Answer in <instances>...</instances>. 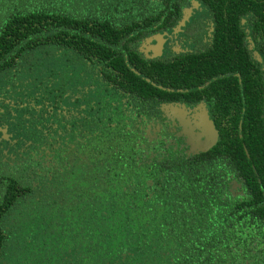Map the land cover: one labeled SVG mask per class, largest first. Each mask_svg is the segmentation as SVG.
<instances>
[{
	"label": "trees",
	"instance_id": "1",
	"mask_svg": "<svg viewBox=\"0 0 264 264\" xmlns=\"http://www.w3.org/2000/svg\"><path fill=\"white\" fill-rule=\"evenodd\" d=\"M124 3L0 0V101L14 76L49 73L42 59L30 65L38 54L59 49L72 57L61 65L58 89L52 73L37 82L44 90L31 82L35 106L26 120L7 126L0 104V261L264 264V190L250 183V196H217L216 182L228 185L216 176L210 148L191 151L147 128L149 115L163 118L151 102L166 94L157 79H173L174 90L196 82L179 77L180 64L147 62L129 50L133 20L114 14ZM69 75L91 83L90 100L77 97V110L66 103ZM109 84L131 95L117 98ZM256 144L248 141L250 162ZM219 164L226 169L230 159Z\"/></svg>",
	"mask_w": 264,
	"mask_h": 264
},
{
	"label": "flooded vegetation",
	"instance_id": "2",
	"mask_svg": "<svg viewBox=\"0 0 264 264\" xmlns=\"http://www.w3.org/2000/svg\"><path fill=\"white\" fill-rule=\"evenodd\" d=\"M142 2L139 9H129L124 18L120 17L123 23L133 20L129 50L136 51L147 62L162 60L164 64H180L183 70L177 73L179 77L188 73L196 82L191 88L174 90L170 82L173 79L156 78L153 85L165 89L166 94L151 101L156 105L160 103L159 110L163 112L162 119L156 118V114L148 117L147 128L152 136L160 133L161 138H174L176 145L190 146L191 151L209 147L216 160V176L220 177L221 172L228 185L224 189V185L216 182L217 196L227 192L235 199L249 191L250 183L258 184L256 189L263 191L264 0ZM148 31L147 37H140V33ZM119 51L124 54L126 63L133 66L135 62L129 58L128 51L123 47ZM69 76L71 92L66 103L77 110V97L83 102L90 100L91 83L80 82L85 81V77ZM14 78L6 83V98L0 101L1 112H9L4 122L9 127L28 118L27 107L35 106L32 90L46 89L39 83L33 89L30 76L24 81ZM54 80L58 89L63 77L60 74ZM108 87L117 98L131 95L120 86L109 84ZM236 127L239 132L235 131ZM248 141L255 143L250 147L259 152L252 162L248 160L251 157ZM223 156L230 159L226 169L219 164ZM257 168L262 170L256 173ZM252 192H248V196Z\"/></svg>",
	"mask_w": 264,
	"mask_h": 264
},
{
	"label": "rangeland",
	"instance_id": "3",
	"mask_svg": "<svg viewBox=\"0 0 264 264\" xmlns=\"http://www.w3.org/2000/svg\"><path fill=\"white\" fill-rule=\"evenodd\" d=\"M143 0H127V3H124L120 6V10L117 12H114L115 15L124 18L128 13L127 11H129L130 8L133 9H139L141 7V3ZM99 4V2H98ZM104 4H99V8H103ZM40 54H42V58H40ZM37 55V57L35 58L34 61H30V65H33L32 63H39V61L42 59L41 63H43L46 67L44 68L45 71L49 72L47 75H38V74H33L30 73V79L33 81H31L32 83H37L39 81H45L48 82V76L52 73V80H54L57 76H59L62 73V66L65 63L68 62L69 58H72L67 52L59 50V49H53L51 51V56H45L43 53H40ZM60 66V67H59ZM51 71V72H50ZM48 79V80H47ZM56 82V80H54ZM90 94L92 93V91L89 92ZM12 224V223H11ZM9 261L2 259L0 261V264H8Z\"/></svg>",
	"mask_w": 264,
	"mask_h": 264
},
{
	"label": "water",
	"instance_id": "4",
	"mask_svg": "<svg viewBox=\"0 0 264 264\" xmlns=\"http://www.w3.org/2000/svg\"><path fill=\"white\" fill-rule=\"evenodd\" d=\"M209 147H207V149H208Z\"/></svg>",
	"mask_w": 264,
	"mask_h": 264
}]
</instances>
